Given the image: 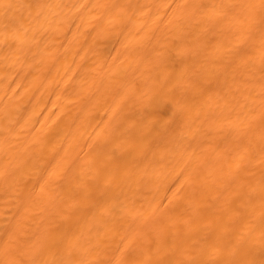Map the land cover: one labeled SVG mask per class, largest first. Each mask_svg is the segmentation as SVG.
I'll use <instances>...</instances> for the list:
<instances>
[{"label":"bare ground","instance_id":"6f19581e","mask_svg":"<svg viewBox=\"0 0 264 264\" xmlns=\"http://www.w3.org/2000/svg\"><path fill=\"white\" fill-rule=\"evenodd\" d=\"M0 264H264V0H0Z\"/></svg>","mask_w":264,"mask_h":264}]
</instances>
